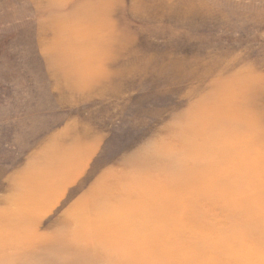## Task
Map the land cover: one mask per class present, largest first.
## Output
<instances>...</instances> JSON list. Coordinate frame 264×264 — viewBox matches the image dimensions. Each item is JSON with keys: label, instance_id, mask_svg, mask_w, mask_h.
Listing matches in <instances>:
<instances>
[{"label": "rangeland", "instance_id": "obj_1", "mask_svg": "<svg viewBox=\"0 0 264 264\" xmlns=\"http://www.w3.org/2000/svg\"><path fill=\"white\" fill-rule=\"evenodd\" d=\"M0 264H264V0H0Z\"/></svg>", "mask_w": 264, "mask_h": 264}]
</instances>
